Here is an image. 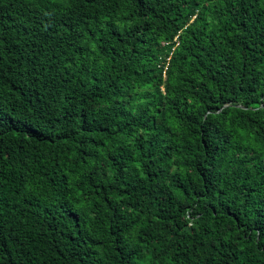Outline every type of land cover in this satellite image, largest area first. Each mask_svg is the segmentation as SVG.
<instances>
[{"label": "trees", "instance_id": "obj_1", "mask_svg": "<svg viewBox=\"0 0 264 264\" xmlns=\"http://www.w3.org/2000/svg\"><path fill=\"white\" fill-rule=\"evenodd\" d=\"M0 264H264V0H0Z\"/></svg>", "mask_w": 264, "mask_h": 264}]
</instances>
